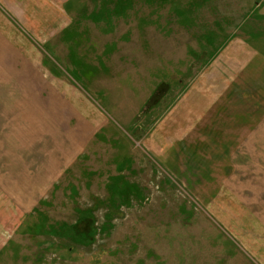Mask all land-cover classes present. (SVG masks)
I'll list each match as a JSON object with an SVG mask.
<instances>
[{
  "label": "rangeland",
  "instance_id": "1",
  "mask_svg": "<svg viewBox=\"0 0 264 264\" xmlns=\"http://www.w3.org/2000/svg\"><path fill=\"white\" fill-rule=\"evenodd\" d=\"M254 1L73 0L70 27L29 40L54 92L29 93L45 107L25 119L0 108V264H264L249 144L229 158L142 146L228 36L264 56L263 15L242 22Z\"/></svg>",
  "mask_w": 264,
  "mask_h": 264
},
{
  "label": "crops",
  "instance_id": "2",
  "mask_svg": "<svg viewBox=\"0 0 264 264\" xmlns=\"http://www.w3.org/2000/svg\"><path fill=\"white\" fill-rule=\"evenodd\" d=\"M72 1L0 0V77L4 78L0 94H5L0 96V108L15 110L25 119L28 108L45 107L33 104L36 100L28 96L54 92L53 84L40 83L45 72L29 58V49H34L29 40L45 45L70 27L67 7ZM257 10L264 17V0L254 1L242 22H251ZM245 41L228 36L154 132L146 134L142 146L151 156L159 159L181 149L187 157L202 150L204 156L229 158L249 144L251 155L264 160V56ZM7 208L0 203V221L11 214Z\"/></svg>",
  "mask_w": 264,
  "mask_h": 264
},
{
  "label": "trees",
  "instance_id": "3",
  "mask_svg": "<svg viewBox=\"0 0 264 264\" xmlns=\"http://www.w3.org/2000/svg\"><path fill=\"white\" fill-rule=\"evenodd\" d=\"M110 15V14H109Z\"/></svg>",
  "mask_w": 264,
  "mask_h": 264
}]
</instances>
